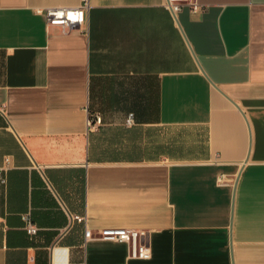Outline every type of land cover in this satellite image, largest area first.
Instances as JSON below:
<instances>
[{
  "label": "crops",
  "instance_id": "0c3cea01",
  "mask_svg": "<svg viewBox=\"0 0 264 264\" xmlns=\"http://www.w3.org/2000/svg\"><path fill=\"white\" fill-rule=\"evenodd\" d=\"M87 1L0 0V264H264V0Z\"/></svg>",
  "mask_w": 264,
  "mask_h": 264
},
{
  "label": "built area",
  "instance_id": "2783aa9c",
  "mask_svg": "<svg viewBox=\"0 0 264 264\" xmlns=\"http://www.w3.org/2000/svg\"><path fill=\"white\" fill-rule=\"evenodd\" d=\"M165 6L171 11L174 16L184 7H189L193 12H198L203 9L197 0H165ZM89 8L88 1L85 0L82 6L77 8L66 7H51L42 11L49 25H60L62 27L71 28L76 25H83L87 22V11ZM102 123V117L97 115L95 120L88 119L89 127L95 128ZM134 123L133 115L127 119V124ZM8 158L6 162H8ZM1 181L4 183L6 179L3 177ZM79 221L84 218L75 217ZM26 222V230L29 235H35L38 232V227L32 220L30 215H24ZM145 231L134 228H106L98 232L97 235L92 230H86V238H100L103 240L124 242L130 247V257L134 259H149L151 257V248L148 244L142 241V236ZM68 264V263H67Z\"/></svg>",
  "mask_w": 264,
  "mask_h": 264
},
{
  "label": "bare ground",
  "instance_id": "6f19581e",
  "mask_svg": "<svg viewBox=\"0 0 264 264\" xmlns=\"http://www.w3.org/2000/svg\"><path fill=\"white\" fill-rule=\"evenodd\" d=\"M59 256V255H58Z\"/></svg>",
  "mask_w": 264,
  "mask_h": 264
}]
</instances>
